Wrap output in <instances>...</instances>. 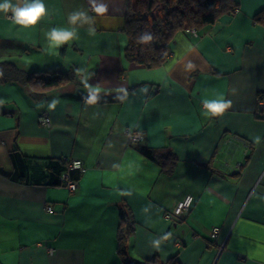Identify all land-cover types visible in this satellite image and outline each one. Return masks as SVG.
<instances>
[{"label":"crops","instance_id":"obj_1","mask_svg":"<svg viewBox=\"0 0 264 264\" xmlns=\"http://www.w3.org/2000/svg\"><path fill=\"white\" fill-rule=\"evenodd\" d=\"M43 3L35 26L0 13V60L26 73L74 71L76 80L41 97L0 82V264H122V214L134 223L127 252L136 261L264 264V27L253 21L264 0H238L234 14L176 33L168 61L153 69L124 57L127 0ZM99 3L107 11L97 16ZM77 11L94 23H70ZM52 28H75L77 38L53 48ZM94 89L124 99L89 104ZM219 95L231 107L207 115L202 100ZM140 146L171 151L172 173ZM61 158L86 167L75 192L50 184L49 161Z\"/></svg>","mask_w":264,"mask_h":264},{"label":"trees","instance_id":"obj_2","mask_svg":"<svg viewBox=\"0 0 264 264\" xmlns=\"http://www.w3.org/2000/svg\"><path fill=\"white\" fill-rule=\"evenodd\" d=\"M238 6V0H127L123 26L127 38L124 57L128 62L148 69L161 67L170 57L171 43L176 33L212 25L220 17L234 14ZM253 21L264 27V8L254 15ZM144 34H150L152 39L141 42V36ZM74 80H76L74 71L48 70L26 73L14 62L0 60V82L23 83L37 97L50 90L61 89ZM123 99L124 95L114 98L96 96L95 103L122 102ZM258 99L263 101L264 93H259ZM139 151L157 163L164 173H172L177 157L171 151L156 153L146 146H140ZM48 169L51 174L50 184H61L60 176L66 170L62 159L50 160ZM75 174L78 176L79 173H71L73 180L78 179ZM133 232L134 223L127 215L122 214L117 233V253L122 264H180L175 257L167 261H161L156 257L143 262L131 259L127 252V241Z\"/></svg>","mask_w":264,"mask_h":264},{"label":"clouds","instance_id":"obj_3","mask_svg":"<svg viewBox=\"0 0 264 264\" xmlns=\"http://www.w3.org/2000/svg\"><path fill=\"white\" fill-rule=\"evenodd\" d=\"M106 11L107 5L103 3L96 4L94 7V12L97 16L103 15ZM0 13H11L10 19L19 26H35L41 18L45 17L46 6L43 3V0H15V2H13V0H0ZM69 20L72 24H75L78 21L81 23H94L93 18L88 16L86 11H77L70 14ZM74 38H77L75 28L71 30L67 28H52L47 33V39L53 48H58ZM151 39L152 36L150 34H144L141 36V42H147ZM90 93L91 94L86 102L94 104L98 89L91 90ZM58 103L59 101L57 99H53L48 106L50 109H55ZM202 105L206 110L207 115L215 117L222 115L228 108H230L231 101L226 100L223 95H219L216 99L211 101L208 99L202 100ZM259 140L260 138L257 137L256 142L259 143Z\"/></svg>","mask_w":264,"mask_h":264},{"label":"built area","instance_id":"obj_4","mask_svg":"<svg viewBox=\"0 0 264 264\" xmlns=\"http://www.w3.org/2000/svg\"><path fill=\"white\" fill-rule=\"evenodd\" d=\"M238 10L235 9L234 13ZM261 109L264 110V103H261ZM38 124L42 127H50L51 126V120L50 117L46 114L40 115L37 119ZM131 139L134 141H141L143 139V136L140 134H134L131 136ZM62 162L66 165V170L61 174L60 176V183L70 192H75L78 188V183L76 180H73L71 178V173L78 172L80 175L85 172L86 167L83 164L81 160L78 159H67V158H61ZM192 196H187L181 203L182 210L184 212H187L190 209L191 203H192ZM48 212H52L51 207L46 208ZM169 218V216H167ZM218 228L215 227L211 230L210 233V239L213 241L216 238V235L218 233Z\"/></svg>","mask_w":264,"mask_h":264}]
</instances>
